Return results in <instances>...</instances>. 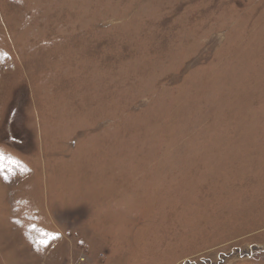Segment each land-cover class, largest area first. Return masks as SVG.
<instances>
[{"label": "rangeland", "instance_id": "374dc122", "mask_svg": "<svg viewBox=\"0 0 264 264\" xmlns=\"http://www.w3.org/2000/svg\"><path fill=\"white\" fill-rule=\"evenodd\" d=\"M80 255L264 264V0H0V264Z\"/></svg>", "mask_w": 264, "mask_h": 264}, {"label": "built area", "instance_id": "2783aa9c", "mask_svg": "<svg viewBox=\"0 0 264 264\" xmlns=\"http://www.w3.org/2000/svg\"><path fill=\"white\" fill-rule=\"evenodd\" d=\"M72 264H85V257L84 256H78V258L76 259L75 263Z\"/></svg>", "mask_w": 264, "mask_h": 264}, {"label": "snow or ice", "instance_id": "6c2138e0", "mask_svg": "<svg viewBox=\"0 0 264 264\" xmlns=\"http://www.w3.org/2000/svg\"><path fill=\"white\" fill-rule=\"evenodd\" d=\"M41 243H45V244H46V243H47V241H46V240H45V241H41Z\"/></svg>", "mask_w": 264, "mask_h": 264}]
</instances>
